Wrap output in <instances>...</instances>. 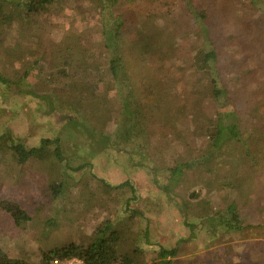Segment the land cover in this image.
<instances>
[{
    "label": "rangeland",
    "instance_id": "obj_1",
    "mask_svg": "<svg viewBox=\"0 0 264 264\" xmlns=\"http://www.w3.org/2000/svg\"><path fill=\"white\" fill-rule=\"evenodd\" d=\"M192 8L208 15L219 71L251 157L234 145L233 156L219 155L211 172L178 176L168 168L203 155L212 142L200 122L181 118L176 103L201 96L199 107L210 117L216 112L213 79L193 65L204 41ZM111 10L125 22V49L133 54L129 81L141 90L134 57L143 41L163 30L146 64L158 89H168L169 116L131 139L120 135L124 116L105 70L106 13L99 0H57L36 18L0 25V75L9 80L0 81V134L11 130L29 146L60 136L71 165H86L72 171L55 159L19 164L11 148L0 147V201H16L31 216L18 225L0 207V249L39 264L56 247L89 244L112 221L123 232L119 252L141 248V264H165L161 246L179 249L172 264H264V0H118ZM29 87L36 95L25 93ZM76 98L84 101L81 112L69 104ZM72 118L95 131L73 126ZM62 181L63 192L52 196L51 184ZM126 181L135 192L104 185ZM232 201L247 227L211 226L210 217Z\"/></svg>",
    "mask_w": 264,
    "mask_h": 264
},
{
    "label": "trees",
    "instance_id": "obj_2",
    "mask_svg": "<svg viewBox=\"0 0 264 264\" xmlns=\"http://www.w3.org/2000/svg\"><path fill=\"white\" fill-rule=\"evenodd\" d=\"M57 0H0V25H11L15 19L28 18L33 19L42 13L47 12L55 4ZM102 10L105 11L104 18V39L105 47L108 52V63L105 65V70L111 77V85L118 92L120 99V110L123 119V126L120 135L131 139L134 131L141 127L146 130L151 123H157L168 118L169 102L168 89L159 90L156 77L152 76L153 69L149 70L146 64L147 56L155 52V48L161 44L164 39L163 30L158 29L149 39L140 44V49L136 52L134 63L139 71L138 80L145 85L144 88H138L130 85L129 75L131 74L132 55L126 52V42L123 31L125 29V22L113 16L112 6L118 0H99ZM197 12V13H196ZM192 13L198 21L201 22L200 30L203 36L204 46L200 48L196 54L193 65L199 71L209 72L213 79V88L210 91L213 101L216 104V112L213 116L206 114L201 107H199L200 100L203 99L195 97L194 100L190 98L181 99V103H176L179 114L182 119L192 117L194 120L200 122L210 137V148L201 156L193 157L187 161L179 162L175 166L168 168V171L173 175L182 176L187 170H208L211 172L215 165V159L219 155L231 154L234 151V145L245 152L246 156L251 157L248 146V141L244 135L242 122L238 113V107L235 100L230 96V91L225 87L218 65V53L214 43L210 37V30L206 26V19L208 17L205 10H196L192 8ZM197 14V16H195ZM199 23V22H198ZM87 66L90 65L87 58ZM82 64V63H81ZM91 66V65H90ZM64 74L66 70H62ZM27 76V75H26ZM151 79V80H148ZM0 81L9 83V80L0 75ZM89 84V83H88ZM92 87V84H89ZM207 90V89H205ZM209 91V90H207ZM26 94L36 95V92L30 87L26 89ZM151 97L147 102L142 101V97ZM62 103L66 99L61 95ZM83 100L76 98L70 101V105L74 106L78 112L82 111ZM136 106V107H135ZM201 113V114H200ZM200 114V115H199ZM130 115V116H129ZM198 116H202L201 120ZM129 117L128 119L126 117ZM73 126L87 128L89 132L93 133L95 129L86 124V121H79L76 118L69 120ZM91 128L92 130H90ZM105 139L109 140V138ZM95 141H103L94 137ZM233 146V148H229ZM1 150L11 148L14 151L15 159L19 164H25L31 159L51 160L55 159L66 167H70L72 171L83 169L86 165L80 164L72 166L69 160L66 159L64 152L63 141L60 136L55 138H42L38 145H27L21 139L16 138L11 130H6L0 134ZM248 150V152H247ZM66 160V161H65ZM237 162V161H236ZM242 162H237V164ZM174 178V177H173ZM109 188H120L130 186L132 191L136 189L130 181H126L117 186H112L108 183L104 184ZM64 181L53 182L50 190L54 197L59 196L64 189ZM0 207L5 212L9 213L14 221L20 225L30 220L29 213L22 208V206L13 200L4 199L0 201ZM210 225L214 228H220L226 231H242L247 227L246 217L240 212L236 201L230 202L227 207L216 215L211 216L208 220ZM123 239V232L117 229L112 221L103 223L97 230L94 239L89 244L70 242L56 247L50 253H46L43 260L39 264H49L52 258H69L78 257L83 259L87 264H141L143 250L136 247L133 253L119 252V243ZM179 253L177 247L161 246L158 257L167 260L165 264H172L173 258ZM0 264H30L19 258L7 256L3 250L0 249Z\"/></svg>",
    "mask_w": 264,
    "mask_h": 264
},
{
    "label": "built area",
    "instance_id": "obj_3",
    "mask_svg": "<svg viewBox=\"0 0 264 264\" xmlns=\"http://www.w3.org/2000/svg\"><path fill=\"white\" fill-rule=\"evenodd\" d=\"M49 264H87L83 259L78 257L59 258L55 257L49 261Z\"/></svg>",
    "mask_w": 264,
    "mask_h": 264
}]
</instances>
